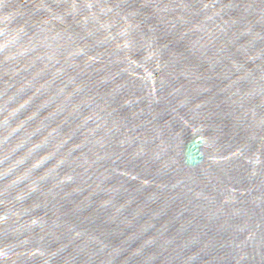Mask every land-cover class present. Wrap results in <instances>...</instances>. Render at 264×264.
Segmentation results:
<instances>
[{"label":"water","instance_id":"1","mask_svg":"<svg viewBox=\"0 0 264 264\" xmlns=\"http://www.w3.org/2000/svg\"><path fill=\"white\" fill-rule=\"evenodd\" d=\"M0 264H264V0H0Z\"/></svg>","mask_w":264,"mask_h":264}]
</instances>
